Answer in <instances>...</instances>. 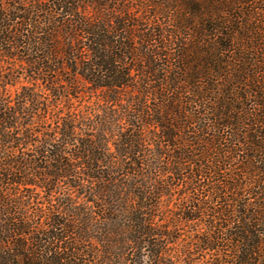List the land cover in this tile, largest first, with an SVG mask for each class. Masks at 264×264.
Segmentation results:
<instances>
[{
	"label": "trees",
	"instance_id": "1",
	"mask_svg": "<svg viewBox=\"0 0 264 264\" xmlns=\"http://www.w3.org/2000/svg\"><path fill=\"white\" fill-rule=\"evenodd\" d=\"M0 264H264V0H0Z\"/></svg>",
	"mask_w": 264,
	"mask_h": 264
},
{
	"label": "rangeland",
	"instance_id": "2",
	"mask_svg": "<svg viewBox=\"0 0 264 264\" xmlns=\"http://www.w3.org/2000/svg\"><path fill=\"white\" fill-rule=\"evenodd\" d=\"M14 74L17 77L16 78L17 79L16 80L17 82L15 83V85H13L11 87L12 90H15L18 86H20L22 83H24L23 82L24 73H23V71L21 69H17ZM173 216L176 217L177 215L174 214ZM201 216H202L201 221L195 222V224H197V227L202 226L203 221L204 220L207 221V219H208L206 214H201ZM178 228H179V230H180L181 233H184L186 227L183 226L182 224H179L178 225Z\"/></svg>",
	"mask_w": 264,
	"mask_h": 264
}]
</instances>
